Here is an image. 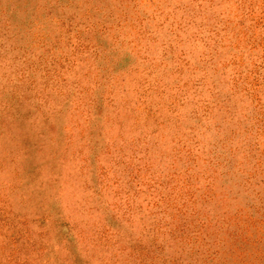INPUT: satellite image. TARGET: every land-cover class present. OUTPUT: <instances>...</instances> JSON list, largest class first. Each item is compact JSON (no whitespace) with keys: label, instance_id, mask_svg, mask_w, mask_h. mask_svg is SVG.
I'll list each match as a JSON object with an SVG mask.
<instances>
[{"label":"clouds","instance_id":"clouds-1","mask_svg":"<svg viewBox=\"0 0 264 264\" xmlns=\"http://www.w3.org/2000/svg\"><path fill=\"white\" fill-rule=\"evenodd\" d=\"M0 6L9 8L7 0ZM177 32L185 40L192 32L204 37L209 47L199 40L195 44L211 54L206 61L221 37L240 43L236 51L243 53L244 64L229 70V83L213 75L210 66L207 72L220 85L214 91L224 97L214 114L217 121L227 118L225 132L229 123L237 127L236 122L248 121L246 113L255 105L235 82L264 64V47L252 49L248 43L264 40V0H33L30 13L0 35V216L8 218L0 223V264H239L224 256L233 251L237 230L256 241L257 226L247 217L264 213V201L243 190L250 168L237 141L229 145L236 159L234 189L220 201L190 205L182 220L166 204L141 210L143 197L116 195L117 189L127 191L137 173L154 184L184 171L174 139L182 137L187 123L196 122L187 103L192 97L175 87L171 70L176 64L163 56L169 41L177 43V56L180 48L192 46L179 44ZM216 32L221 37L212 39ZM49 48V64L66 57L73 70H62L59 87L45 91L47 77L29 65ZM48 93L59 99H49ZM173 100L176 107L186 106L173 112ZM98 105L105 108L102 120ZM148 106L155 111L151 119ZM93 122L105 131L96 148L85 131ZM247 138L264 151V127L252 128ZM101 165L120 183L101 176Z\"/></svg>","mask_w":264,"mask_h":264},{"label":"rangeland","instance_id":"rangeland-1","mask_svg":"<svg viewBox=\"0 0 264 264\" xmlns=\"http://www.w3.org/2000/svg\"><path fill=\"white\" fill-rule=\"evenodd\" d=\"M7 3L9 4L8 9L0 6V35L4 34L5 30L11 31L13 24L18 23L22 17L30 13L33 0H7ZM167 22L168 18L165 19V23ZM173 23L176 24L177 22L173 21ZM244 24L245 21L243 20L238 22L241 32L246 36ZM179 27L181 32L184 31V26ZM221 31L226 33L228 29L225 28ZM185 35L187 36V33ZM176 36L179 44L189 43L192 45L189 48H180V55L177 56V43L169 41L163 52L165 58L176 64V67L171 70L172 75L176 77L175 87L181 89L185 97L189 95L192 97L187 103L193 105L190 119L196 122L187 123L185 125L187 130L183 131L182 137L178 141L174 139V152L178 160L183 162L184 171L182 174L179 171L173 173L172 179L156 180L154 184L141 180L140 174L137 173L132 175L131 180L128 181L127 191L117 189L116 195L123 193L124 196L135 197L136 199L143 197V203L138 205L141 210H144L145 207L161 209L166 204L169 208L175 209L171 214L182 220L186 215L185 209L190 205L200 202L209 204L212 201H220L234 189L235 177L232 169L236 167V159L233 155V149L229 145L231 142L237 141L239 143L238 150L247 152L246 159L250 168L249 174L243 182V190L248 192L257 202L264 201V169L261 168V163L264 162V151H261L258 142H252L247 138V134L252 131V128L264 127V108L261 107L264 105V100L261 98V92L264 91V79H262L264 72L261 69H264V64L256 65L247 76H243L242 80L235 82L239 90L247 93L253 99L255 106L252 108L251 114L246 113V115L248 121L255 120V124L249 127L248 121L241 120L236 122L237 127H233L229 123L225 132L227 118L217 121L214 114L215 109L220 106L224 97L214 91L220 85L217 84L216 79L209 77L207 69L210 66L213 75L217 78L224 77L225 79L222 82L224 84L229 83L227 79L230 75L229 70L237 71L238 66L244 64L243 53L236 51L240 48V43L235 45L225 43L227 36L221 37V32H216V36L212 39L221 37L217 40L219 47L212 46L215 55L212 56L211 60L206 61L204 57L211 54L200 52L195 44L196 40H199L205 48L209 47L210 45L206 43L204 37L198 36L196 32H192L190 36H187V40L181 38L179 32ZM150 39L155 43L158 37L153 36ZM248 43L251 44L252 49L264 47V40H249ZM58 46V42L52 45L53 48ZM161 47L163 48L164 45L161 44ZM220 48L225 49V51L221 52ZM51 51V48L46 49L45 55L41 56L38 62L33 61L29 65L30 68L35 66L36 71H43L47 77L43 80L45 91L49 88L59 87L57 78L62 70L68 72L73 70L66 57L63 62L54 60L49 64L47 57ZM57 64L59 68L56 67ZM163 64L164 61H161V64L157 67H162ZM201 72L204 74L194 80L193 78ZM152 74L149 73V75ZM63 79L66 81V78ZM35 83L33 81V84ZM29 87L31 88V85ZM205 93L208 94L206 98ZM48 97L49 99H59L53 93H48ZM196 97L204 99L198 100ZM178 99L179 97H177ZM177 100H173L172 104L169 105L170 110L173 112H177L180 108L186 106L185 103L181 102L179 107H176ZM145 111L148 113L149 119L155 116V111L151 106L146 107ZM96 115L99 120L104 118L105 108L102 105L97 106ZM205 120H210L211 123H205ZM85 131L94 141V148L101 145L102 138L105 135L102 124L93 122ZM221 133L225 134L222 136ZM210 134H213L211 138ZM182 153L184 155H181ZM95 162L93 160V163ZM221 168H225L227 171H221ZM99 171L101 176L111 179L113 184L120 183V180L115 176L109 177V171L111 170L106 169L104 165L100 166ZM137 181L139 183H136ZM174 181L180 182L174 184ZM97 182L104 183L103 180ZM169 186H172V190L165 195L162 190H167ZM177 189H179L178 194ZM157 196H159V199H156ZM177 201H181L182 205ZM218 207L222 208L223 205L218 204ZM164 211H167V208H164ZM257 211L260 210L257 209ZM7 219L6 216H0V223L7 222ZM247 221L257 226L256 241L254 243L250 242L243 232L237 230L234 233L233 251L226 253L224 259L236 260L239 261V264H262L264 262V249L261 248V243L264 241V235L260 234V226L264 224V213L255 217H247ZM43 223L44 220L42 219L41 224ZM17 239H23V233L18 234ZM251 249H255V251H250Z\"/></svg>","mask_w":264,"mask_h":264}]
</instances>
